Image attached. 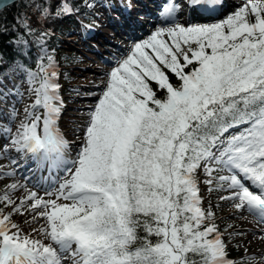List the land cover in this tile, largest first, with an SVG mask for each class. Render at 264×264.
<instances>
[{
    "label": "snow or ice",
    "instance_id": "6c2138e0",
    "mask_svg": "<svg viewBox=\"0 0 264 264\" xmlns=\"http://www.w3.org/2000/svg\"><path fill=\"white\" fill-rule=\"evenodd\" d=\"M216 4L187 0L197 15L218 12ZM179 9L177 0H165L160 18L168 26L134 43L106 74L74 154L59 129L63 102L57 65L45 47L48 33L19 21L36 35L40 55L34 68L21 62L12 69L23 78L11 88H2L9 72L0 73V102L11 101L0 127L7 141L0 159L11 170L0 171V179L18 173L11 151L64 175L54 192L44 189L47 199L26 184L6 185L0 264H256L247 250L240 261L228 258L200 183L228 193L221 200L264 225V0H242L211 24L176 23ZM71 14L68 0H58L55 15ZM37 15H53L47 0ZM20 84L34 99L12 132L24 99ZM21 188L27 195L17 204L12 194ZM24 212L43 221L34 229L43 239L24 235L13 222Z\"/></svg>",
    "mask_w": 264,
    "mask_h": 264
},
{
    "label": "rangeland",
    "instance_id": "374dc122",
    "mask_svg": "<svg viewBox=\"0 0 264 264\" xmlns=\"http://www.w3.org/2000/svg\"><path fill=\"white\" fill-rule=\"evenodd\" d=\"M124 1L128 2L131 8H133V5H137L139 0ZM31 2L38 7V0H31ZM120 2L121 0H115V6H118V3ZM185 2H187V0H177L180 8L186 7ZM227 2L232 3L230 10L226 11L221 16L215 17L214 21L190 22L191 20L184 18L183 15H179L176 23L183 25L217 23L226 18L230 13L234 12L242 3V0H227ZM123 3L121 7L123 6ZM111 9L112 8L109 7L107 3L105 7L102 5V8L99 7L96 11L91 10L87 12L88 7L86 6L85 10L88 15L86 17L79 15V19H76L74 31L69 32L62 40L59 41L60 44L57 50L65 56L64 60L67 59L64 64L57 65V56H62V54L54 53L52 50L53 47H49L45 44L48 54L52 55L57 63V82L60 85L59 95L63 102L62 114L58 124L60 132L63 134L65 139H68V136L71 133L78 134L80 131H84V126L88 120V110L94 108L95 103L105 86V81L107 80L106 74L111 71L113 66H115L116 61L126 57L128 51L134 43L146 39L157 28L168 26L165 23H159L158 25L156 24V26H148L146 24V33L143 32V34L140 32L136 38L128 40V37H125L124 34L121 35L119 32V23L117 22L119 18L118 20L114 18V14L117 16L118 14L114 9ZM161 10L162 8L159 9V11ZM91 23L94 24L92 29ZM113 23L115 28L109 27V25ZM76 29L77 31H75ZM123 29L128 30L124 26ZM35 40L36 35H21L16 41V45H18V48L24 54L27 53L28 50H33L34 56L37 57L40 55V51L35 44ZM18 41L27 42L28 47H25L23 43L18 44ZM111 41L120 48L115 49L113 44H108ZM120 50H122V52ZM97 51H99L101 55L97 53ZM20 63L21 62L17 60L5 70L9 72L12 78L11 80L7 78L4 79L2 85L3 89L11 88L13 83H20L22 80L23 74L18 76L12 72V69L16 68V66ZM20 87L21 91L24 92V99L17 105L18 110H20L17 118L11 123V128H13L12 132H15L16 126L22 118L24 107L30 104L34 99V97L28 95L26 84H20ZM10 103L11 101L8 103L0 102L1 116H8ZM4 124H6V120L0 117V127H3ZM0 142V144L7 143V141L4 140H0ZM69 145L73 153V146L70 143ZM10 153L13 155V151ZM21 159L20 155L17 156V164L19 166L22 162ZM0 165H2L0 167V171L7 172L11 170V165L9 164L7 167H3V163ZM27 166V173L17 174L16 178L11 177L0 179V194H3L6 185L19 183L26 184L28 190L30 191H39L40 196H44L45 199H47L48 197L45 196L44 189L54 192L59 186V183L62 182L64 175L62 172L59 173H62L60 178L59 175L57 176V171L50 172L47 167L43 168L40 172H36V170L33 169L37 166V163L34 160L32 165L28 164ZM25 178H27V180ZM202 179L203 177L201 176V180ZM37 184L40 185L39 188L34 187V185ZM225 194L228 193L221 191L210 192L208 191V185L202 182L200 183V195L202 197L203 207L205 209L211 208L214 213L215 223L219 230L223 232V239L228 245L227 252H235L238 255V257H234L233 260H240L242 257H245V250H247V256H256V264H261L259 258L264 256V240L259 237L264 235V225L260 224L253 215H250L247 212H237L233 209L230 201L221 200V196H224ZM26 195V191L21 188L12 194V199L19 204L20 200ZM52 198L55 197L53 196ZM0 207H3V205H0ZM10 210L11 209L7 208L5 212H9ZM12 220L20 227L24 235L31 234L33 239H43L38 231H34V229H39L41 227L43 221H40L39 223L34 222L32 215L28 212H24L23 215L14 214ZM44 243H48V241L45 239Z\"/></svg>",
    "mask_w": 264,
    "mask_h": 264
},
{
    "label": "trees",
    "instance_id": "16d2710c",
    "mask_svg": "<svg viewBox=\"0 0 264 264\" xmlns=\"http://www.w3.org/2000/svg\"><path fill=\"white\" fill-rule=\"evenodd\" d=\"M41 2L42 0H38L39 5ZM47 2L51 4L53 15L44 20L38 19V7L32 4L31 0H20L0 11V72H4L17 60L31 67L34 66V61L36 59L34 51L28 50V52L24 54L20 51L18 45H16L18 38L21 35L26 34L25 29L19 23L20 20L27 19L30 27L34 29L36 33L46 31L48 35L46 37L45 44L49 47H53L52 50L54 53L59 54L61 53L57 50L60 44L59 41L62 40L69 32L74 30L76 19H79V15H83L84 17L88 15L85 10L86 5H91V7H88L87 12L91 10L93 11L94 5H96L94 3H100L101 0H68V4L72 8V14L63 17H57L55 15L58 0H47ZM110 2L113 3L112 1ZM64 58L65 56L63 54L62 56L58 55V64H56H64L67 60H64ZM168 75L174 85L179 83L174 75L171 73H168ZM158 95L162 96L163 92H158ZM6 209L7 208H4V211ZM7 212L8 211L5 213ZM228 254V258L232 260L234 257H238L235 252H228ZM235 261L240 260L237 259Z\"/></svg>",
    "mask_w": 264,
    "mask_h": 264
},
{
    "label": "bare ground",
    "instance_id": "6f19581e",
    "mask_svg": "<svg viewBox=\"0 0 264 264\" xmlns=\"http://www.w3.org/2000/svg\"><path fill=\"white\" fill-rule=\"evenodd\" d=\"M108 1H112V2H114L115 3V0H101V2L100 3H94V4H96V5H94V10L96 11L99 7H101L102 8V5H103V7H105V5H107V3H108ZM146 0H142V2H145ZM165 2V0H150V4H147V5H136V6H133V8H131V6L129 5V4H125V3H123V6L121 7V9H120V13H119V20L121 21V23H123L127 28H129V30H135L136 28H141L140 26H139V24H138V20H137V17H140V15H142V12L143 11H150L149 9H148V6H150V5H152L151 3H153L155 6H158V5H160L161 4V2ZM218 1V0H217ZM230 1V0H229ZM186 3V7L185 8H187L188 7V5H187V2H185ZM182 5V4H181ZM223 5H226V6H224V8H223V10L222 11H220V12H218L217 14H214L213 16H210V17H205V18H207V19H205V18H203V17H200L201 15H197V14H194V15H192V19H189V20H191L190 22H195V21H198V22H201V21H214L215 20V17L216 16H221V15H223L226 11H228V10H230V8L232 7V4H229V2H228V4H226V3H224ZM205 7H207V5H204ZM199 7V6H198ZM118 9H119V6H118V8L117 9H114L115 10V12H117L118 11ZM111 10H113V9H111ZM143 18V21H144V19H145V17H142ZM180 19V18H179ZM135 21L136 23L135 24H131L132 23V21ZM159 24V23H158ZM157 24V25H158ZM156 26V25H155ZM75 31H77V29L75 30ZM117 32V31H116ZM143 32H145V30H142V33ZM146 33V32H145ZM144 34V33H143ZM125 37H128V40H130V39H134V38H136L137 36L136 35H134L132 32H130V34H128V35H124ZM91 37H92V35H91ZM121 52H122V50H120ZM75 60V59H74ZM19 76V75H18ZM20 110V109H19ZM0 117L2 118V119H5L6 120V123H7V117H5V116H1L0 115ZM13 129V128H12ZM82 136H83V132L82 131H80V133H78V134H74V133H71L69 136H68V139H66L72 146H73V150H74V152H73V154L75 153V151L78 149V146L80 145V143H81V139H82ZM0 140H2V139H0ZM4 141H6V140H4ZM1 143V142H0ZM12 153H10V155H11ZM11 156H13V157H15L16 158V161H17V156H19V154H17L15 151H13V155H11ZM0 164L1 163H3V167H7L8 166V164H9V161L7 160V159H0ZM20 161V160H19ZM21 165L19 166V169H18V173L17 174H20V173H26V170H27V168H28V164H30V165H32L33 164V160L31 159V158H22L21 159ZM18 163V162H17ZM2 165H0V167H1ZM31 168V167H30ZM29 168V169H30ZM33 169H35L36 170V172H38V171H41L40 169H38V167L36 166V167H34ZM62 174V173H61ZM61 174H59V178H60V175ZM16 176L17 175H15L14 177L16 178ZM23 177V176H22ZM62 178V177H61ZM57 181H58V179H57ZM54 186V185H53ZM225 195H227V194H225ZM224 207V206H223ZM232 207V206H231ZM234 209V208H233ZM226 210V209H225ZM230 210V209H229ZM232 214V213H231ZM236 214V213H235ZM246 217V216H245ZM264 230V229H263ZM262 230V231H263Z\"/></svg>",
    "mask_w": 264,
    "mask_h": 264
},
{
    "label": "water",
    "instance_id": "95a60500",
    "mask_svg": "<svg viewBox=\"0 0 264 264\" xmlns=\"http://www.w3.org/2000/svg\"><path fill=\"white\" fill-rule=\"evenodd\" d=\"M20 0H0V11L8 6H11L12 4H15Z\"/></svg>",
    "mask_w": 264,
    "mask_h": 264
}]
</instances>
